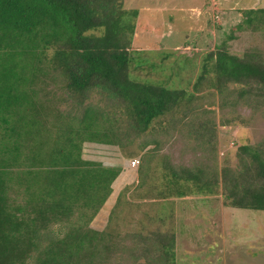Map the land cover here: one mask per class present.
Here are the masks:
<instances>
[{"label":"trees","instance_id":"16d2710c","mask_svg":"<svg viewBox=\"0 0 264 264\" xmlns=\"http://www.w3.org/2000/svg\"><path fill=\"white\" fill-rule=\"evenodd\" d=\"M243 13L249 26L264 25V8ZM137 16L123 0H0V264H113L126 251L145 264H176L171 230L140 231L142 245L128 248L110 228L89 226L121 169L84 159V143L126 150L156 121L189 107L203 85L239 84L240 98L264 106L262 52L220 48L193 92L135 74ZM239 158L240 168L220 172L164 162L160 195L213 196L221 183L229 206L264 211V145L240 146ZM139 173L141 187L144 165ZM151 220L161 224L165 215ZM60 223L63 235L48 232Z\"/></svg>","mask_w":264,"mask_h":264},{"label":"rangeland","instance_id":"374dc122","mask_svg":"<svg viewBox=\"0 0 264 264\" xmlns=\"http://www.w3.org/2000/svg\"><path fill=\"white\" fill-rule=\"evenodd\" d=\"M123 2L125 9L138 11L132 20V70L152 83L193 92L203 64H211L208 57L220 48L238 56L248 51L264 54V25L254 21L249 26L243 13L264 8V0ZM239 90L240 85L232 82L222 91L203 85L189 107L156 121L126 150L84 143V159L121 169L111 195L89 226L100 231L110 228L128 248L142 245L136 236L140 231L171 230L176 264H264V211L229 206L221 183L219 194L213 196L160 195L163 165L208 166L219 172L223 167L238 169L240 146L264 145V106H250L239 97ZM99 98L93 94L91 100ZM142 142L149 144L143 149ZM134 158L141 160L136 168L130 166ZM142 165L146 180L138 187ZM158 214L165 215L161 224L151 220ZM65 231L66 225L60 223L48 232L63 235ZM119 256L112 259L113 264H145L129 251Z\"/></svg>","mask_w":264,"mask_h":264},{"label":"built area","instance_id":"2783aa9c","mask_svg":"<svg viewBox=\"0 0 264 264\" xmlns=\"http://www.w3.org/2000/svg\"><path fill=\"white\" fill-rule=\"evenodd\" d=\"M140 158H134L132 161H131V167L132 168H136L140 165Z\"/></svg>","mask_w":264,"mask_h":264}]
</instances>
